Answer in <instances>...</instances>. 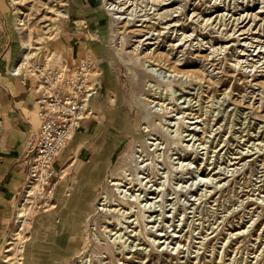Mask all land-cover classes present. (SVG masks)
Returning a JSON list of instances; mask_svg holds the SVG:
<instances>
[{"label": "rangeland", "instance_id": "374dc122", "mask_svg": "<svg viewBox=\"0 0 264 264\" xmlns=\"http://www.w3.org/2000/svg\"><path fill=\"white\" fill-rule=\"evenodd\" d=\"M7 2L20 62L90 54L100 85L48 205L22 160L0 264H264V0Z\"/></svg>", "mask_w": 264, "mask_h": 264}, {"label": "built area", "instance_id": "2783aa9c", "mask_svg": "<svg viewBox=\"0 0 264 264\" xmlns=\"http://www.w3.org/2000/svg\"><path fill=\"white\" fill-rule=\"evenodd\" d=\"M63 61L30 63L27 68H19L16 62L10 70L21 80L28 79V90L36 96L38 123L35 127L28 124L22 160L28 162L27 186H34V193L45 201L43 206L48 205L55 187L54 162L71 136L90 119L89 101L96 98L100 85L92 56L85 54L74 64Z\"/></svg>", "mask_w": 264, "mask_h": 264}, {"label": "crops", "instance_id": "0c3cea01", "mask_svg": "<svg viewBox=\"0 0 264 264\" xmlns=\"http://www.w3.org/2000/svg\"><path fill=\"white\" fill-rule=\"evenodd\" d=\"M10 15L14 23L7 0H0V237L4 232L3 227L10 202L12 207L13 200H16L15 195L22 186L25 176V164L22 162V157L26 147L28 124L35 126L38 123L34 110L36 96L28 90L30 81L28 79L23 81L20 77L10 74L11 68L16 62L18 64L21 55V47L17 52L16 45L12 42ZM81 46L82 42H75L74 49L81 52ZM78 53L77 56H79ZM71 139L72 147L68 146V142L62 150L69 157L75 155L80 159V161L77 160V165L81 167L84 150L92 151L87 146L90 138L86 139L83 133H75ZM64 153L59 154L58 157L62 155L65 157ZM69 157L67 162L70 160ZM78 172L77 175H79ZM62 176L65 181V174L62 173L60 179ZM64 187L60 185V193ZM79 189L80 187L76 188L71 194V202L76 198ZM12 221L14 222V218L11 219V223Z\"/></svg>", "mask_w": 264, "mask_h": 264}, {"label": "bare ground", "instance_id": "6f19581e", "mask_svg": "<svg viewBox=\"0 0 264 264\" xmlns=\"http://www.w3.org/2000/svg\"><path fill=\"white\" fill-rule=\"evenodd\" d=\"M26 45H28V44H26ZM32 51V50H31ZM37 54V53H36ZM51 55H52V58H49L48 60H47V62L48 61H51V62H54V63H60L61 62V59L58 57V56H53V54L51 53ZM89 56H91L90 54H88ZM32 56V54L30 55L29 53L28 54H26V55H24L23 56V58H22V60H21V62L19 61L18 63L20 64V67L19 68H27L28 66H30V63H29V60H31V57ZM93 101V99H91L90 101H89V105H90V110H92V113H93V109H92V104H91V102ZM74 135V134H73ZM73 135L71 136V138L73 137ZM71 138H70V140H71ZM70 140L68 141V142H70ZM83 167V166H82ZM61 176V175H60ZM60 178V177H59ZM62 179H63V176H62ZM64 185V181L62 182V184H61V186H63ZM74 186H75V184H74ZM73 186V188H75ZM33 189H34V186H26L25 187V189H24V192H25V195H27V196H30V195H33ZM73 189L71 190V192H70V195H68V197H69V200L71 199V194H73ZM159 193V192H158ZM13 204H15L14 206H17V208H19V205H17V203H16V200H13ZM18 211H17V216H16V214H14V216H15V222L16 223H18L19 224V226H21L22 225V223H23V213L20 211V208L19 209H17ZM21 212V213H20ZM140 217V216H139ZM138 217V218H139ZM19 219V220H18ZM22 219V220H21ZM114 219H116V217L114 218ZM140 219V218H139ZM140 224V223H139ZM142 232V231H141ZM16 235L17 236H21V234H20V232H17L16 233ZM3 244H6V241L4 240V242H3ZM7 250H10V249H7ZM6 250V251H7ZM23 259V258H22Z\"/></svg>", "mask_w": 264, "mask_h": 264}]
</instances>
